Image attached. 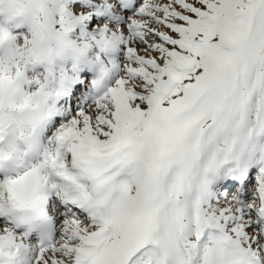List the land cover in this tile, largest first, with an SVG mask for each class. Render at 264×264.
<instances>
[{
  "label": "snow or ice",
  "instance_id": "6c2138e0",
  "mask_svg": "<svg viewBox=\"0 0 264 264\" xmlns=\"http://www.w3.org/2000/svg\"><path fill=\"white\" fill-rule=\"evenodd\" d=\"M0 264H264V0H0Z\"/></svg>",
  "mask_w": 264,
  "mask_h": 264
},
{
  "label": "bare ground",
  "instance_id": "6f19581e",
  "mask_svg": "<svg viewBox=\"0 0 264 264\" xmlns=\"http://www.w3.org/2000/svg\"><path fill=\"white\" fill-rule=\"evenodd\" d=\"M77 72H82V73H84V72H88V74H91L92 72L89 70V68L87 67V66H82V67H80V68H78V70H77ZM93 75V74H92ZM92 75H90V77L88 78V79H91L92 78ZM79 85V84H78ZM87 91V90H86ZM87 93H89V92H87ZM62 97V96H61ZM60 97V98H61ZM79 100H81V99H79ZM79 104H81V101H80V103H78V105ZM84 105H86V104H84ZM83 105V106H84ZM46 128H47V126H46ZM46 130V129H45Z\"/></svg>",
  "mask_w": 264,
  "mask_h": 264
}]
</instances>
